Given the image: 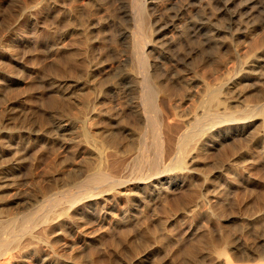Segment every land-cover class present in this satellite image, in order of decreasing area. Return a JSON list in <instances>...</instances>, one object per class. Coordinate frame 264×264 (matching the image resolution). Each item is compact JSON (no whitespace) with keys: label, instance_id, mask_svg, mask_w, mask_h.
<instances>
[{"label":"bare ground","instance_id":"bare-ground-1","mask_svg":"<svg viewBox=\"0 0 264 264\" xmlns=\"http://www.w3.org/2000/svg\"><path fill=\"white\" fill-rule=\"evenodd\" d=\"M117 1L119 14L130 18L128 19L131 20L130 24L133 25L131 29H133L128 32L127 28L120 30L117 27L119 28L117 36L113 33L109 37L102 32L108 43L103 41L99 32L104 23L114 25L117 15L115 17L113 15L115 21L112 17V19L106 15V18L103 17V12L108 8L103 6L106 3L103 0H32L31 2L29 9L35 51L32 96L38 109L45 105L42 98H47L45 107L47 106L50 123L47 124L49 127L37 129L32 135L29 132L32 137L28 135L31 140L27 142L29 141L36 148L45 140L50 144L54 156L60 157L69 153L73 169L79 166L78 163L85 162L86 165L94 168L89 175V183L98 186L95 187V191H88L83 196L67 190L68 193L64 198L54 200L55 212L47 213L48 208V211L45 209L47 212L42 214H37L35 211L31 214L28 212L20 221L12 215L5 220L1 219L0 264H69L70 257L65 258L63 252L59 251L60 247L54 248V243L49 245L50 234L55 231L64 233L66 227L75 229L80 224L87 225L86 231L88 229L89 231H85V234L83 231L84 235L81 231L74 230V242H80L82 249L88 246L98 247L102 244L103 236L115 230H120L122 235L127 231L132 232L134 223L151 209L150 204L155 208L160 203L173 201L176 209L171 207L168 210L171 213L166 215L164 222L173 223L171 228L177 227L179 225L176 224L182 225L180 222L185 219L183 217L187 213H192L205 204H208L206 206L209 208L212 204L211 197L207 195V186L198 187L197 179L200 178L202 182L208 184L218 176L229 175L231 167L235 170L232 175L236 174L239 181L243 175L241 170L242 166L244 167V150H242L244 145L242 146L241 142L257 120L258 126L264 127V104L245 109L247 111L244 113L239 109H233L241 97L237 88L241 83L242 74L240 70L233 76L226 74L230 71L231 62L227 54L229 52L238 54L235 48L239 45L233 47L234 44L231 43L236 35L231 29L237 25L236 22L241 16L240 12L244 7L241 0H184L175 8L172 15L170 12L174 0H130L128 4H124L121 0ZM165 17L169 18V22L162 26ZM171 32L175 33V36H171L172 38L168 40L170 37L167 33ZM129 36L133 40L132 45L129 46L132 47L131 51L119 50L120 42ZM194 36L198 38L196 47L201 53L208 55L201 56L204 62L200 66L202 70L199 71V75L194 69L195 64L190 65L191 69L185 72L187 76L183 74L185 86L187 85L185 89L196 87L193 95H200V100L196 106L194 105L196 102L191 103L194 109L190 110V107L187 110L184 107L187 111L177 113L176 106L181 103L179 96L184 97L181 101L185 103L189 99L187 96L192 92L188 89L182 92L184 87L182 89L172 84V77L170 80L169 72L167 73L168 64L165 68L161 62V47L166 45L162 42L179 41L184 38L190 42L189 46H193L191 37ZM102 43L106 47H103ZM196 47L195 45L190 47L191 52H189L195 53ZM177 48L179 50V47ZM128 58H132V62L128 61L131 65L126 67L125 62ZM42 59L47 62H45L47 68L44 78H42ZM191 61H187V64L189 65ZM251 63L249 66L256 67L259 59ZM180 64L182 63L178 65ZM225 75L226 77L223 78ZM118 84L123 89V95L127 97L125 101L122 99L124 103L119 101L117 94L114 95ZM251 109L257 116L249 120L252 115L247 116V112L251 113ZM113 110L117 114L113 115ZM3 118L4 116L1 119ZM4 120L9 121L10 116ZM4 127L6 128L5 125ZM10 135L9 133V137ZM134 139L136 148L132 154L131 145ZM228 140L232 143V149L228 147L231 149V155L228 164L226 162L227 168L221 166V169L217 170L208 168L207 159L224 148ZM225 141L227 143L223 147ZM225 153L228 156L230 154ZM69 157L67 158L70 159ZM126 159L130 161L125 163ZM131 163L130 172L134 173V177L130 181L126 180L127 176H125L123 180V174H120L122 165L125 168ZM183 185H186L187 191L180 197L172 196ZM44 199L38 207L36 206L38 210L42 209L45 200H48ZM146 218L147 215L145 220ZM216 221L219 225L220 220ZM145 222L147 221H143ZM166 226L161 228L163 233L172 234L171 228L167 229ZM154 237L155 244L146 243L144 249H136L130 253L132 257L129 258L134 257V259L129 261L118 259L119 261L116 262L111 259L110 264H137L157 256L161 248L156 244L158 235ZM258 238L251 244L245 243L240 246L230 234L221 235L219 244H216L214 239L212 240L214 243L210 244L211 260L215 259L214 264H264V237ZM37 240L43 241L41 244L49 245L51 249L49 251L42 249ZM93 254L94 252L90 251L89 258L80 264H96L91 260ZM109 259L110 257L105 260L109 261Z\"/></svg>","mask_w":264,"mask_h":264},{"label":"rangeland","instance_id":"rangeland-1","mask_svg":"<svg viewBox=\"0 0 264 264\" xmlns=\"http://www.w3.org/2000/svg\"><path fill=\"white\" fill-rule=\"evenodd\" d=\"M104 1L105 0H103V2ZM114 1L112 2V0H108V1L106 0L105 1L106 3L104 2L105 4H103L104 7L105 6L108 7V8L105 7L107 12L108 10L110 11L107 13L105 10L103 12L104 13L103 17L105 18L106 16H108L109 18L112 17L114 20L115 19L114 17L117 15L115 19L117 23L114 22V25H111V23L108 22L109 26L107 25V23H104L103 25L104 28L102 27L100 30L101 32H99L100 37L103 39V41H106L107 43H108V39L105 40L106 39L105 37L106 36L109 37L113 33L115 36H117L119 28L120 30L122 29L124 30L127 28V30H129L128 32L132 31L133 29V28L131 29L133 25L130 24L132 23L130 22L131 20H129L130 18L125 16L123 17V15L119 14L120 12H118V7H119L118 1L117 0ZM121 1H124V4H128L130 0H121ZM183 1L184 0H178V1L174 0L173 2L174 4H172L173 6L171 5V12H170L171 15L173 14L175 8H177L180 5V3H182ZM250 1L252 2H249L248 0H241V4L242 6H244L242 7L240 12L241 16L236 22L237 25H235L231 29V32L236 34L234 35V39L232 40L233 42H231L234 44L232 46L234 47L235 45L236 46L239 45L238 46L239 48L235 46L236 47L235 49H237V53L240 54L238 55L235 52H234L235 55L233 54V52H229L227 54L231 62L229 63L230 71L226 74L233 76L234 73L236 75V73L239 70H240L239 71L240 74H242L241 83L238 86L239 88H237L239 90L238 94L241 93L240 95L241 97L239 98V103L233 109L234 110L239 109L243 113L244 111H247L245 109H250L251 107L254 106L258 107L261 104H264V0H250ZM31 2L32 0H0V119L3 116L5 119L8 118V116H10V120H11V115H12V121L15 123L14 125L12 121L10 120L6 121L4 120V118L3 120L1 119L2 121L0 122V138H1L0 171H2L0 173L1 175L0 176V220L1 219L5 220L6 217L12 215L17 217L18 221H20L21 218L24 216V214L27 215L28 212L29 214H31L34 213L35 211L37 214H42L44 212H47L48 208L49 211L47 213H51L52 211L55 212L56 206L54 200H56L57 198L58 199L64 198L66 193H68L67 190H70L75 194H79L80 196H83L86 195L88 191H95L96 189L95 187L98 186L97 184L89 183V175L91 172H93L94 168H92L88 164L86 165L85 162L78 163L79 166L76 169H73L71 165L72 160L69 157V153L68 154L65 153V155H61L60 157L59 155L54 156L53 153H51L50 144L46 143L45 140L41 142L42 144L40 146H36V148L35 146H33V144L29 142L32 137L31 135L37 129H40L42 127L47 128L49 127L47 124L50 123V117L46 111L47 106L45 107L47 103L46 102L47 98L46 97L42 98V101L44 100L43 105L44 104L45 105L44 107L42 106L43 109L41 107L38 109L35 106V102L32 96L34 91L33 67H34L35 51H34V40L32 36V31H33L32 29L33 26L31 22L32 17L30 16L31 13L29 9V7H31L32 4ZM259 2H261L262 4ZM244 4L246 5V7ZM166 17L168 16L166 15ZM165 19H163L162 26H164L169 22V18H167L166 20ZM128 20L129 22H127ZM112 26H114L115 28ZM102 32H104L103 34L105 35L107 34V35L106 36L103 35ZM172 33L173 32L167 33L170 36L166 34L168 37H170L168 38V40L175 36L174 35L175 33L173 34ZM101 35H103V37ZM125 39L122 40L120 44L118 43L119 44L118 49L121 51L125 50V52L126 51L130 52L132 47L130 48L129 46L132 45L131 42L133 40H131L132 38L130 36ZM181 40L183 42H181ZM181 40L179 41L174 40L173 42H168V41L162 42L163 44L166 45H164V47L162 46L163 44L161 45L162 47L160 46L161 47L160 53L162 54L161 62L163 63V67L165 68L168 67L167 73L169 72L168 77H170V80L172 77L171 80L172 84H174L178 88L184 87V90H181L182 92H185L186 89L192 92L190 93L189 96H187V98L189 99L185 103L181 101L184 97L182 95L180 96L178 95L180 97L179 99L180 101L178 100L179 103L181 102L180 103L181 105L182 104H186V105L179 106L180 104H177L175 109L177 113L179 112L183 113V111L185 112L189 110L190 107H191L190 110L194 109L192 104L195 102L196 104L194 105L195 106L198 105L197 103L199 102L198 100H200L199 97L200 95L198 94L193 95L194 89L196 87L192 86L190 88L185 89V87L187 86V85L185 86V82H184L185 75L187 76L185 72H188V70L191 69L190 65L193 66L194 64L196 65L197 63L196 66L194 65L195 67L194 69L198 72V73L196 72V74L199 75V71L202 70V67L200 66H202L204 62V60H201L202 58L201 56L208 55L201 53L199 49L196 47L198 46L197 37L195 36L193 38L191 37V40L193 41L195 47L197 48V51L195 53H190L191 52L190 47H194V45L189 46L190 42L186 41L184 38H182ZM104 43H102V46L106 47L105 45H107V43H105V45ZM124 43L128 45H125ZM181 43L183 44V47H181L182 45ZM119 46L122 49H120ZM177 47H179V50ZM162 50H166V51H162ZM183 52L185 54H183ZM164 53L166 55H164ZM170 55L171 56L173 55L172 56L173 58ZM164 57L165 60L167 61L164 60ZM131 59L128 58V60L125 62L126 67L131 65L129 64ZM255 59H259L258 66L256 67L249 66V64H252L251 62L253 60L255 61ZM186 60L187 61L192 60V61L188 65ZM185 61H186V65L184 64ZM45 62L46 60L42 59L41 61V63H43L42 78H44L46 75L45 72L47 68L46 66L47 62L46 63ZM179 63L182 64L178 65ZM166 64H168V66ZM242 64L244 65L242 66ZM175 68L178 70H175ZM180 71L182 72V74ZM225 77L226 75L223 76V78ZM180 84L182 85L180 86ZM117 87L120 89V91ZM191 88L193 91L191 90ZM116 94H117V98H119V101L121 100V103H124L125 99H127V97L123 95L124 94L123 89L119 84L116 85V92L114 95ZM190 97L193 100L190 99ZM122 99L124 101H122ZM187 105L189 106L187 107ZM184 107L187 108V110L184 109ZM8 113H10V115ZM112 113L113 115L117 114V112H115L114 110ZM254 113L255 111L252 109H251V113H249V111L247 112V116L248 114L252 115L251 117H249V120L257 116ZM6 122L9 123L11 122L12 124ZM43 122L45 124H43ZM4 125L6 126V128L4 127ZM182 129L184 130L185 127H183ZM29 132L31 133V135H29ZM9 133L11 134L10 137H9ZM246 134L244 135L245 138L243 137L242 139L243 141L241 142L242 146L244 145V148H242V150H244V154H243L244 164L242 162L244 167L242 166L243 169L241 170L242 171L241 173L243 175H241L240 181L239 179L236 178L237 177L236 174L232 175L233 173H235V170L232 167L229 170L228 173L229 175L218 176L216 177V179H214L212 182L208 184L202 182L203 180L200 178L197 179L199 185L198 187L201 188V185L202 187L207 186L206 188L208 192L207 191L206 192L209 198L211 197L210 202L212 204L209 205L210 206L209 208L207 207L208 204H205L204 207L202 206L196 209V211L192 213H187V215L183 217L187 221L182 218L183 221L181 220L180 222L182 223V225L176 224L179 226L171 228L173 226L172 225L173 223L164 222L166 215L168 213H171L168 212V210L171 207L174 210L176 209V205L173 203V201L170 200L169 203L166 202L160 203L157 206H155V208H152L154 207V205L150 204L149 207L151 209H149V211L145 214V216L140 217L138 222L134 223V227L131 228L132 232L127 231L125 235H122V232L120 230H115V232H112L111 234H106L103 236L101 242L102 244H100L98 247L96 246L97 248L95 246L94 247L88 246L82 249L81 247L83 246L80 245L81 244L80 242H74L75 241L73 239L74 230L81 231V234L83 233L85 234L86 232L89 231V229L86 231L87 225H81V224L75 229L66 227L63 230L64 233H59V231L53 232L49 236L51 238L49 245H51V243H54L55 244V245L53 244L54 248L58 249L60 247L61 250L59 249V251L63 252L64 257L65 258L70 257L69 259L70 261H68L69 264H80L82 261L89 258L88 255L90 251L94 252L93 254L94 256L91 259L93 260V263L107 264L109 262L108 264H110L111 259L114 262L119 260L129 261L130 259H134V257L129 258L130 253L136 249H140V250L144 249L146 247V243L155 244V242L153 241L156 240L155 237L153 238V236L158 235L159 237L158 243L156 244H159L161 248L159 249L158 255L155 257H150L146 261L137 264H212V263L214 264L215 259L211 260L212 256L210 255L209 252L211 246L210 244L214 242H216V244L217 243L219 244L221 242L219 241L221 235L223 236L225 234L226 235L230 234V237H233L234 240L238 242V245L240 246L245 245V243L251 244L258 237L259 238L264 237V127L260 125L258 126V120H257L254 124V127H252L250 132ZM28 135L31 137L29 138ZM4 136L5 139L7 140L3 139ZM18 137L20 140L17 139ZM27 140L29 141L27 142ZM132 141H133L132 142L133 145H131L132 148L131 153L134 154L136 148V140L134 139ZM227 142L225 141L223 143V147L227 143L226 146L224 147L225 149L221 148L219 151H217L218 153L216 152L217 154L213 153L211 157L207 159V161L209 162L208 168H213L214 170L219 169L220 166L221 168H227L228 166L227 161L231 155L230 150L232 149L231 148L232 143L230 142V140H228ZM35 143L36 142H34V144ZM26 144L29 147L26 146ZM228 147H230L231 149H229ZM222 149H224L225 152H227L228 154L230 153L229 156L225 152L222 155ZM216 155L217 157H215ZM224 155H226L227 157ZM65 157L66 158L69 157L70 159L67 158L66 160ZM224 157H226L227 160ZM165 160L166 161L168 160L167 156L165 157ZM125 161H126L125 163H127L130 160L126 159ZM221 163H223L224 165L222 166ZM88 166L91 168H89ZM127 167L128 166L126 165L124 168V166L122 165L120 174L121 175L123 174L122 175L123 180H125L124 178L125 176H127L126 180L131 181L134 177V173L130 172L132 169V163L128 168ZM237 181H239V184L237 183ZM186 191H187L186 185L180 186V188L174 192V194L176 195L173 194L172 196L180 197ZM44 198L48 199L49 201L45 200ZM43 199L46 201L45 203L46 206L44 205L45 207L43 206L42 209L38 210L37 207L39 206L41 200ZM208 209L211 212L208 211ZM146 215H147L146 218L147 220H145ZM142 220L147 221L145 222L147 225H145V223H143ZM216 220H220L219 225ZM165 223H167V226L165 225ZM160 224H162L163 226ZM164 226H166L167 229L171 228L172 234L170 235L164 234L163 230H161V228ZM159 232L160 234H158ZM213 239L214 242L212 241ZM41 243H43V241L40 242L39 240L38 244L42 247V249H46V251H49V249H51L49 245H45ZM81 253H83V256H81ZM97 256L100 258H97ZM109 257H110L109 261L105 260L108 259Z\"/></svg>","mask_w":264,"mask_h":264}]
</instances>
